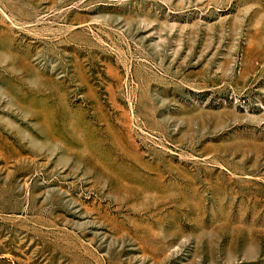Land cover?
<instances>
[{"label":"rangeland","instance_id":"374dc122","mask_svg":"<svg viewBox=\"0 0 264 264\" xmlns=\"http://www.w3.org/2000/svg\"><path fill=\"white\" fill-rule=\"evenodd\" d=\"M0 264H264V0H0Z\"/></svg>","mask_w":264,"mask_h":264}]
</instances>
